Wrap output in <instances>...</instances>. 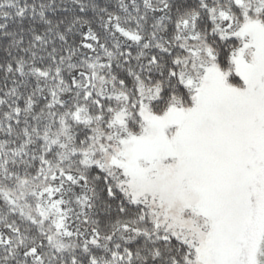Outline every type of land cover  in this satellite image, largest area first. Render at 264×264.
Returning <instances> with one entry per match:
<instances>
[{"label":"snow or ice","instance_id":"1","mask_svg":"<svg viewBox=\"0 0 264 264\" xmlns=\"http://www.w3.org/2000/svg\"><path fill=\"white\" fill-rule=\"evenodd\" d=\"M0 264H264V0H0Z\"/></svg>","mask_w":264,"mask_h":264}]
</instances>
